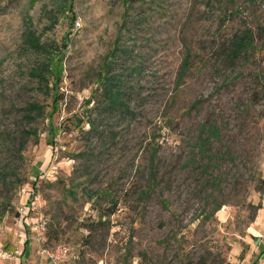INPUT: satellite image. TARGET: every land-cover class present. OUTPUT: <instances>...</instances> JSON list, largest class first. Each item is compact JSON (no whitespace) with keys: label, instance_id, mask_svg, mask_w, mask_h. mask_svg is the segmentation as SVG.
Masks as SVG:
<instances>
[{"label":"rangeland","instance_id":"374dc122","mask_svg":"<svg viewBox=\"0 0 264 264\" xmlns=\"http://www.w3.org/2000/svg\"><path fill=\"white\" fill-rule=\"evenodd\" d=\"M206 1L0 0V264H52L58 243L69 248L58 264H255L264 46L234 61L223 49L264 0H233L226 18ZM111 58L132 116L102 94Z\"/></svg>","mask_w":264,"mask_h":264},{"label":"trees","instance_id":"16d2710c","mask_svg":"<svg viewBox=\"0 0 264 264\" xmlns=\"http://www.w3.org/2000/svg\"><path fill=\"white\" fill-rule=\"evenodd\" d=\"M250 1L252 3L255 2V0H250ZM206 4L208 5L211 12L215 11L216 6H218V7L220 6L222 9L221 12L224 13L223 14L224 18H226L229 15L232 16L235 13L239 12L238 6L235 5V2L233 0H207ZM261 16H262V18H259L257 16H255L256 18H254L252 16L253 19L250 17L249 22L245 23L244 27L240 30V32L237 34H234L230 38V40H228V42H227L228 44L225 45L224 49H223V58L225 60L227 59L230 61H234L236 59H239V58L245 56L247 54V52H249L250 50H259L261 48V46H264V13L261 14ZM27 35L29 36L30 43L32 44V46H35L34 43L36 41H38L37 37H34L33 35H29V34H27ZM113 52H114V49H113ZM188 57H189V54L187 53L183 62H182V65H181V68L178 72V75H177V79H176L177 84H179V82L182 81V79L186 73V70H187V67L189 64ZM108 63L109 64H106L105 71L99 77V83H101V85H102V94L105 96L106 104L110 107V109L117 108V109H119L125 113L127 112L130 116H132V115H134V112L126 106V103L124 101V97H123L124 92L122 91L123 88L121 85L122 76L120 74H116V73L114 74L112 72V70L110 69L111 64L113 63V58H111V60ZM55 69H57V68L50 69V72L53 73L54 72L53 70H55ZM34 75L39 77L40 82L42 80L46 81V76H44V74H41L40 72L34 71ZM42 110H43V106L41 104H39L37 102H32L28 105V109H27L28 114L27 115H29L28 116L29 118L31 117L34 119V118H37L38 116H40L42 114ZM90 124L93 127V123L90 122ZM47 127H49V131L52 132L53 126L51 125V120L49 118H48V122H47ZM208 132L210 135H214V136L218 137L219 131H218L217 126L211 125L208 129ZM25 133H27L29 135H36L34 129L25 131ZM198 150H199V154L201 156L208 157V158H215L216 157L212 154H209L207 152L206 148L202 147L201 144L198 145ZM224 153L228 158L234 159L232 153L227 148L225 149ZM192 161H193L192 158H190L189 161H186V162L189 165V164L193 163ZM200 167L204 171H208L207 168L209 167V165L201 164ZM149 173H150V177L147 179V183L145 185V188L140 191V198L143 195H146L148 192H150L152 187L154 185H156L155 174H151V172H149ZM213 179H216L217 181H219V176H213L212 180ZM98 191H99L100 195H104V196L109 195V192H107L104 189H100ZM28 200H27V202H28ZM219 208H220V205L215 206V208L211 210V213L214 212V210L215 211L218 210ZM115 209H116L115 207L111 208V210L108 212V214L115 213V211H116ZM17 214H18V212H17ZM18 215H20V214H18ZM21 218H23V215L21 216Z\"/></svg>","mask_w":264,"mask_h":264},{"label":"built area","instance_id":"2783aa9c","mask_svg":"<svg viewBox=\"0 0 264 264\" xmlns=\"http://www.w3.org/2000/svg\"><path fill=\"white\" fill-rule=\"evenodd\" d=\"M75 24L79 26V21H76ZM29 208L24 209L23 207H20L19 212L22 211L25 214L28 212ZM20 212V213H22ZM39 226L36 228L38 229ZM42 226V230H43ZM38 232L40 233L41 237L39 236V239H42L43 232L39 229ZM69 255V248L67 245L63 243H58L55 246H53L50 250H47V258L50 260L52 264H58L59 262L63 261L67 256Z\"/></svg>","mask_w":264,"mask_h":264},{"label":"crops","instance_id":"0c3cea01","mask_svg":"<svg viewBox=\"0 0 264 264\" xmlns=\"http://www.w3.org/2000/svg\"><path fill=\"white\" fill-rule=\"evenodd\" d=\"M21 221H23L22 220V218H21ZM257 233V232H256ZM249 234V236H250V238H251V240H252V242L250 241V240H246L247 241V243H251L250 244V247L252 248V249H250V256H248L247 257V259L248 258H254L253 260L254 261H256L255 262V264H264V257H261L259 254H261V252L262 251H264V244H263V241H260V242H258V243H256V241L257 240H259L258 238L260 237V235H256V234H252V233H248ZM257 239V240H256ZM256 240V241H255ZM255 244H256V248H255ZM254 245V246H253ZM250 247H248V251H249V248ZM257 249V250H256ZM254 250L256 251L255 253H254ZM247 251V252H248ZM264 254V253H263ZM252 255V256H251ZM242 260H243V257H242ZM246 260V259H245ZM261 262V263H260ZM244 263H247V261H244Z\"/></svg>","mask_w":264,"mask_h":264}]
</instances>
